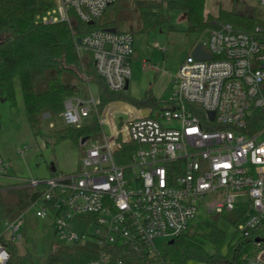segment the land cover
Listing matches in <instances>:
<instances>
[{"label":"built area","instance_id":"built-area-1","mask_svg":"<svg viewBox=\"0 0 264 264\" xmlns=\"http://www.w3.org/2000/svg\"><path fill=\"white\" fill-rule=\"evenodd\" d=\"M53 1L55 6L38 15V21L70 22L74 14L82 22L96 23L117 0ZM259 1L264 6V0ZM262 22L252 30L216 22L207 39L194 44L201 43L210 58L188 54L173 77L169 97L152 105L139 107L115 99L99 109L101 97L91 93L65 100L60 114L64 126L69 130L81 127L96 115L101 137L80 139L74 167L65 161L64 172L19 182L44 186L32 206L38 216L51 218L56 238L67 243L93 240L98 245V257L87 264H166L156 239H167L170 246L185 233L200 206L221 215L243 204L245 195L255 213L238 230L248 236L261 226L264 19ZM80 38V44L76 38L78 50L92 54L95 71L109 90L127 91L134 34L94 28ZM145 110L149 111L146 115ZM68 137L61 133L56 138L63 142ZM41 138L44 147L58 143L50 136ZM28 147H19V153L23 155ZM10 166L0 153V174ZM25 222L23 212L0 224V238L4 233L12 240L20 239ZM255 244L246 263L264 264V240ZM9 258L0 241V264Z\"/></svg>","mask_w":264,"mask_h":264},{"label":"trees","instance_id":"trees-1","mask_svg":"<svg viewBox=\"0 0 264 264\" xmlns=\"http://www.w3.org/2000/svg\"><path fill=\"white\" fill-rule=\"evenodd\" d=\"M115 4V3H113ZM142 29L149 30L167 22L166 8H180L187 14L188 32L202 35L220 20L252 30L254 17L221 9L217 17L205 13L206 0H138ZM55 6L53 0H0V99L7 97L16 104L15 82L21 84L25 113L35 137L45 132L42 116L49 112L56 116L64 110L65 100L78 91V83L88 76L100 87L102 109L111 100H125L144 107L158 100L149 89L141 99L133 98L128 90L111 92L105 80L97 75L92 54L78 50L76 38L94 28L116 27L115 20L89 24L76 19L70 22L42 23L37 16ZM118 29V28H117ZM2 114L0 111V124ZM70 138L78 144L88 137L98 139L102 127L95 115L92 121L70 129ZM125 161V160H124ZM44 186L0 187V224L12 221L37 201ZM264 238V219L250 235L227 242L226 233L213 225L210 241L214 252H209L196 235L183 233L169 246L163 259L166 264H187L190 259L207 264H247L246 259L256 250L255 240ZM53 235L45 264H87L96 259L99 247L93 240L75 243H56ZM0 241L7 247L10 258L5 264H35L30 253H21L11 238L4 233Z\"/></svg>","mask_w":264,"mask_h":264},{"label":"rangeland","instance_id":"rangeland-1","mask_svg":"<svg viewBox=\"0 0 264 264\" xmlns=\"http://www.w3.org/2000/svg\"><path fill=\"white\" fill-rule=\"evenodd\" d=\"M136 1L138 0H117L115 4L107 8L100 19L104 22L115 20L119 31H129L134 34V54L130 60L132 77L128 90L129 94L135 99H141L145 96L146 92L151 89L153 95L157 99H167L172 88L171 82L173 76L178 72L180 65L186 59L187 55L192 53L194 44L199 41V39L202 41L207 39L208 31L202 35L188 32L187 14L180 8H166L167 22L157 27L150 28L149 30H143L140 13L135 4ZM220 5L223 6V8H230L231 11L233 10L237 13H243L247 8L251 7L255 20L258 22L257 24L263 23L264 6L259 0H207L205 6L206 9L209 10V13L214 14L217 12ZM76 19L80 20L78 17H76ZM234 26L242 28L236 25ZM156 43H158L159 46H156ZM82 53L85 56L89 55L86 51H82ZM78 87L81 89L78 93L80 97L88 96L84 83H80ZM92 88L94 91V87ZM15 105V108H18L19 102ZM0 108H3L1 100ZM5 119L4 117L3 121H5ZM22 119L23 120L18 122V124L11 122L6 123V128H4L2 136L0 137V142H2V144L5 143L12 154V158L18 159L15 163L18 161L19 164H22L19 160L22 159L21 161H23V157L25 156L19 153L18 148L29 146L24 153H27L26 156L36 150L39 152L36 156V160H33L31 163L30 159H26V165L28 163L29 165L31 164L30 166L35 173L47 174V169H49V167L50 169H55L58 165L57 163L61 165L65 161L71 163L72 167H74L78 160V146L66 140L56 144L49 143L45 150H41L40 140L29 130L27 120L24 118ZM52 121L56 124V128L65 125L64 119L60 115L54 116ZM47 127L50 129L48 122ZM70 132L69 129L64 127L57 134L61 135V133H66L70 135ZM43 134L45 135V133ZM54 156L56 159L53 158ZM39 160L44 161V164H42L40 168L37 166V161ZM10 163H13V161H10ZM2 181L3 180L0 179V183H2ZM243 198V204L237 205L233 211L224 212L221 215L210 213L206 206H200L195 218L189 222L185 233L188 235H196L197 239L203 242L205 248L209 252H214L215 250L214 244L209 239L214 224L226 233L227 242L241 237L242 233L238 230L239 225L247 223L255 213L253 207L248 204V196L245 195ZM32 214L34 213L30 210L26 217V219H28L26 225L28 227L27 242H25V239L18 241L19 248L21 251L27 252L28 250L31 252L35 264H45L46 255L49 251L53 236H51V229L48 227L45 230L44 227L38 225L37 216L35 219L31 216ZM39 221L40 219H38V222ZM24 225L21 232L25 227ZM74 228L76 229L75 225ZM55 242L70 244L58 238L55 239ZM156 243L164 256L169 248L167 244L168 240L158 238L156 239ZM187 264L207 263L196 259H190Z\"/></svg>","mask_w":264,"mask_h":264},{"label":"crops","instance_id":"crops-1","mask_svg":"<svg viewBox=\"0 0 264 264\" xmlns=\"http://www.w3.org/2000/svg\"><path fill=\"white\" fill-rule=\"evenodd\" d=\"M221 9H224V10H227V11H231L230 8H223V6L220 5L218 7L217 12L212 14V13H209V10L206 9V6H205V13L206 14H211V15L217 17L219 15V12H220ZM238 13L239 14H243V15L252 16V17L255 18V16L253 15V9L251 10V7L247 8V10L245 12H243V13H240V12H238ZM131 77H132V74H131ZM131 77H130V79H131ZM130 79H129V87H130ZM80 83H84L86 85V89H87L88 95L91 93V94H93L95 96H100V87H99V84L96 81L92 80L88 76H85V80L83 82H80ZM80 83H78V85ZM171 86H172V82H171ZM92 87H94V91H93ZM80 90L81 89L78 87V91L76 93H74L73 95H78ZM128 90H129V88H128ZM15 93H16V103L19 102V106H17L18 108H15L16 105L12 106L11 102L9 101V99L7 97H3V98L0 99L1 102L3 103V108L2 109L0 108V111H1V114H2V123H1L2 125H0V137L2 136L4 128H6V123L11 122V123L18 124V122H21V120H23L22 118L27 120L26 113H25V107H24V101H23L22 88H21L20 81L18 79L15 82ZM73 95H71V96H73ZM71 96H69V97H71ZM18 100H20V101H18ZM157 100H159V99H157ZM4 117L6 118L5 121H3ZM53 117L54 116L51 115L49 112H46V113L43 114L42 119H43V123H44V126H45V132H44L45 135L47 134V136L53 137V139H55L56 137H58L57 133L61 129H63L65 126L56 128V124L52 121ZM27 122H28V120H27ZM47 122L49 123L50 129H48V127H47ZM50 123L54 124L53 127L50 126ZM27 125L29 127V130L32 132L29 122L27 123ZM48 134H51V135H48ZM43 135L44 134L36 137V138H38L40 140L41 150H45L47 148V147H44L42 145V142H41V139H42L41 137ZM56 139H57L58 142L61 141V140H58L59 138H56ZM67 141H71L73 145H76V146L79 145V143L75 144L71 140L70 135H69ZM0 153H1L2 157H3V159H5L6 161H8V162L13 161V163H10L11 164L10 168L7 171H4V172H2L0 174V179L3 180L2 183H0V187H2V188H4V187L23 186L19 182V180L22 179V178H47V177H50V176H53V175H56V174H59L61 172L66 171L67 167H68V165L66 166L65 162L63 164H61V165H59V163H57L58 165L56 166L55 169H52V168L50 169V167H49V169H47V171H48L47 174L35 173L33 171V169L31 168V166H30L31 164L29 165V163L27 162L28 164L26 165V159L27 160L30 159V163L33 160H36V156L39 153L37 150L29 153L27 156H26L27 153L23 154L22 156L25 155L23 157V161H21L22 159L19 160L20 162H22V164H19L18 161H17V163H15V161L18 160V159L12 158V154L9 151V149L6 147L5 143L2 144V142H0ZM11 159H13V160H11ZM42 164H44V161H41V160L37 161L38 168H40V166H42ZM32 204L24 211L26 213V217H27L28 211L32 210L34 214H32L31 216H33V218H35L37 216L36 218H37L38 225H41L42 227H44L45 230L49 227L51 229V236H53L54 235V230H53L51 218L50 217H40V216H38L36 214L35 208L32 206ZM38 219H40L39 222H38ZM27 223H28V219H26V222L24 223L25 227H24L23 231L22 232L20 231L21 234H22V237L20 239L14 240V242L16 243V245H17V247H18V249H19V251L21 253H30L31 254V252H29L28 250H27V252L21 251L20 248H19V244H18V241H20L22 239L23 240L25 239V242H27V238H28V227L26 226ZM22 228H23V226L21 227V229ZM7 236L9 238H11L9 235H7ZM51 244H52V240H51V243H50V247H51ZM50 247H49V251H50ZM49 251H48V253H49ZM48 253L46 255V258L48 256ZM45 262H46V260H45Z\"/></svg>","mask_w":264,"mask_h":264},{"label":"water","instance_id":"water-1","mask_svg":"<svg viewBox=\"0 0 264 264\" xmlns=\"http://www.w3.org/2000/svg\"><path fill=\"white\" fill-rule=\"evenodd\" d=\"M90 24H94V21H91ZM106 30L111 31V32H116V31H117V28H116V27H108V28H106ZM77 41H78V43L80 44V43H81V38L78 37V38H77ZM192 54H193V56H195V57L198 58V59H209V58H210V54H209V52H207V51L204 49V47L202 46L201 43L197 44V45L194 47V49H193V51H192ZM128 88H129V82H128L127 85H126V89H127V90H128ZM148 112H149L148 110H145V111H143V114L146 115ZM211 115L213 116V113H212ZM86 139H87V138L85 137L84 140H86ZM261 240H264V238L262 239V238L258 237V238H256L255 241H256V242H259V241H261ZM172 243H173V241H171V244H172Z\"/></svg>","mask_w":264,"mask_h":264}]
</instances>
